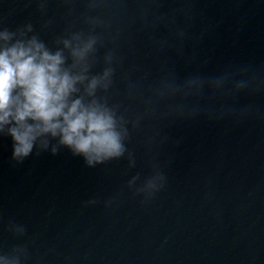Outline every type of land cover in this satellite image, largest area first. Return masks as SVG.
<instances>
[{
	"label": "water",
	"instance_id": "obj_1",
	"mask_svg": "<svg viewBox=\"0 0 264 264\" xmlns=\"http://www.w3.org/2000/svg\"><path fill=\"white\" fill-rule=\"evenodd\" d=\"M3 28L69 64L63 41L95 38L88 75L113 70L97 94L129 137L88 167L56 141L18 162L0 134V256L264 264V0H0Z\"/></svg>",
	"mask_w": 264,
	"mask_h": 264
},
{
	"label": "clouds",
	"instance_id": "obj_2",
	"mask_svg": "<svg viewBox=\"0 0 264 264\" xmlns=\"http://www.w3.org/2000/svg\"><path fill=\"white\" fill-rule=\"evenodd\" d=\"M27 27L32 31L31 24ZM16 35L7 28L0 32V134L11 136L13 159L22 162L34 148L45 151L52 141L53 155L66 147L88 167L123 158L129 137L124 118L97 94L113 70L88 75L95 38L75 48L64 40L69 64L63 50H49L36 36L14 40ZM108 87L103 84L104 91ZM0 260L15 264V258Z\"/></svg>",
	"mask_w": 264,
	"mask_h": 264
}]
</instances>
